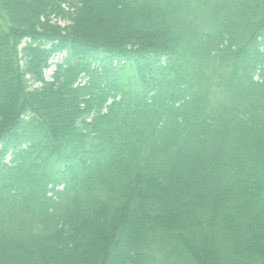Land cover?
Returning a JSON list of instances; mask_svg holds the SVG:
<instances>
[{
	"label": "trees",
	"instance_id": "16d2710c",
	"mask_svg": "<svg viewBox=\"0 0 264 264\" xmlns=\"http://www.w3.org/2000/svg\"><path fill=\"white\" fill-rule=\"evenodd\" d=\"M0 264H264V0H0Z\"/></svg>",
	"mask_w": 264,
	"mask_h": 264
},
{
	"label": "rangeland",
	"instance_id": "374dc122",
	"mask_svg": "<svg viewBox=\"0 0 264 264\" xmlns=\"http://www.w3.org/2000/svg\"><path fill=\"white\" fill-rule=\"evenodd\" d=\"M57 21H58V23H59L61 26H63V25L66 24L65 22H63V21H61V20H57ZM55 60H56V59H54V61H55ZM52 70H53V66H50V68L47 69V70L44 72V75H45L46 80H49V79H50V75H51Z\"/></svg>",
	"mask_w": 264,
	"mask_h": 264
}]
</instances>
